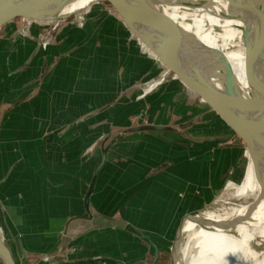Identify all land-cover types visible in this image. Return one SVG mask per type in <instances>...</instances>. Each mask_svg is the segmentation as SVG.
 <instances>
[{
    "label": "crops",
    "instance_id": "crops-1",
    "mask_svg": "<svg viewBox=\"0 0 264 264\" xmlns=\"http://www.w3.org/2000/svg\"><path fill=\"white\" fill-rule=\"evenodd\" d=\"M21 24L0 34V232L16 263L49 264L42 256L56 252L58 264H171L182 243L185 258L220 192L208 204L201 188L191 195L208 187L207 140L239 158L228 132L212 130L206 106L175 81L155 87L156 100L136 92L126 112L123 81L153 83L162 66L105 5L46 48L43 24Z\"/></svg>",
    "mask_w": 264,
    "mask_h": 264
},
{
    "label": "bare ground",
    "instance_id": "bare-ground-1",
    "mask_svg": "<svg viewBox=\"0 0 264 264\" xmlns=\"http://www.w3.org/2000/svg\"><path fill=\"white\" fill-rule=\"evenodd\" d=\"M168 1L165 9L184 34L200 74L214 91L231 101L239 103L243 97L249 115L264 121V42L256 37L253 25L236 11L232 0ZM250 1L262 9L264 21V0ZM90 2L73 0L63 13H74ZM222 65L230 69L236 87L223 75ZM229 177L199 221L186 264H264V193L251 157L228 183ZM223 202L225 206L219 210ZM252 239L257 244L250 245ZM182 248L183 243L175 251V264L180 262Z\"/></svg>",
    "mask_w": 264,
    "mask_h": 264
},
{
    "label": "water",
    "instance_id": "water-1",
    "mask_svg": "<svg viewBox=\"0 0 264 264\" xmlns=\"http://www.w3.org/2000/svg\"><path fill=\"white\" fill-rule=\"evenodd\" d=\"M73 0H3L0 5V34L3 27L20 20V33L27 31L32 23L44 25V32L38 37V45L46 48L55 34L65 24L83 26L88 9L97 3L112 10L162 66L161 73L152 79L156 88L175 81L191 92L211 113L210 126L214 122L213 111L220 115L231 130L224 143L237 146L239 156L248 148L254 175L264 193V121L249 115V107L243 97L233 102L222 93L216 92L205 77L200 74L190 54L184 34L173 16L165 9L168 0H91L83 9L64 14L63 10ZM236 11L253 25L257 38L264 42V21L262 9L250 0H232ZM223 75L236 87L228 67L221 66ZM239 100V99H238ZM218 131L222 130L217 127ZM89 205V195L86 198ZM171 264L176 263V252L170 250ZM0 257L5 264H17L0 232ZM155 264V263H152Z\"/></svg>",
    "mask_w": 264,
    "mask_h": 264
},
{
    "label": "rangeland",
    "instance_id": "rangeland-1",
    "mask_svg": "<svg viewBox=\"0 0 264 264\" xmlns=\"http://www.w3.org/2000/svg\"><path fill=\"white\" fill-rule=\"evenodd\" d=\"M225 33H226V37L229 40L228 37V33L226 32V28H223ZM83 44L80 45H76L77 47L83 46ZM97 47H100V43L98 42L96 44ZM96 63V62H95ZM108 67V65H106V68ZM121 75L124 74V68L121 69ZM123 93H122V100L121 102H125L126 101V107L125 110L129 108V100L130 98L133 97L134 94H137V100L139 99H143V100H156L157 99V94H156V88L154 87L153 83H142V82H137V81H132L131 78H127L123 81ZM125 104V103H124ZM145 109V108H143ZM127 112V110H126ZM213 116H214V122H212V130L218 131L217 127H221L222 131H228L231 130L226 124L225 120L218 115L216 112L213 111ZM176 144H177V139L175 140ZM195 140H191L190 141V147H191V154H195L196 153V148L198 147V145L195 143ZM206 147H207V163H208V170H207V179H208V187L206 189V193L204 192L203 188L200 186H193L191 187V195L195 192V190L199 187L202 189L203 191V197L206 198L208 200V202L206 204H208L213 197L222 190V187L224 185V183L226 182L227 178L229 177L235 163V169L238 165V163L240 164L244 154L246 153V149L247 147H245L244 151H243V155L238 159H236V157L230 153V151H228L226 148H224L223 146L218 145L217 143L213 142V141H209L207 140L206 142ZM191 163L192 165V170L195 172L192 173V181H198V176H197V172L198 170H200V168L202 167V163H203V159L196 157L194 159H192ZM225 170H228L229 172H225L224 176H223V182H220V178H221V173ZM234 175V172L231 173L228 183L231 180L232 176ZM194 176V177H193ZM227 183V184H228ZM227 186V185H226ZM220 193V192H219ZM218 193V194H219ZM217 194V196H218ZM242 194V192H241ZM216 196V197H217ZM210 205V204H209ZM208 205V206H209ZM207 206V207H208ZM225 206V202H223L220 207L219 210ZM206 207V208H207ZM204 208L201 207V210ZM200 210V211H201ZM206 210V209H205ZM204 210V211H205ZM218 210V211H219ZM204 213V212H203ZM203 215V214H202ZM202 217V216H201ZM200 217V219H201ZM196 223L194 230L190 236V239L188 241V244L186 246V252H185V258H182V252L179 253V261L184 260L183 264H186L187 260L189 259L191 253H192V249L194 247V243H195V233H196V229L197 226L199 224V221ZM257 244V239H252L250 242V245H255ZM244 254V253H243ZM59 253H48L45 256H42V258L47 259V260H51L48 263L49 264H58L59 262ZM182 259V260H181ZM163 263L164 264H170V260L168 258V256H164L163 257ZM0 264H5L3 262V260L0 257Z\"/></svg>",
    "mask_w": 264,
    "mask_h": 264
},
{
    "label": "built area",
    "instance_id": "built-area-1",
    "mask_svg": "<svg viewBox=\"0 0 264 264\" xmlns=\"http://www.w3.org/2000/svg\"><path fill=\"white\" fill-rule=\"evenodd\" d=\"M154 85V84H153ZM155 87V86H154Z\"/></svg>",
    "mask_w": 264,
    "mask_h": 264
}]
</instances>
